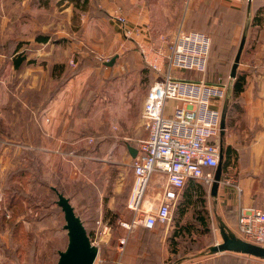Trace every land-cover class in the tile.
I'll list each match as a JSON object with an SVG mask.
<instances>
[{
	"label": "crops",
	"instance_id": "0c3cea01",
	"mask_svg": "<svg viewBox=\"0 0 264 264\" xmlns=\"http://www.w3.org/2000/svg\"><path fill=\"white\" fill-rule=\"evenodd\" d=\"M39 1L0 0V29L15 27L17 19L28 17L21 29L25 35L22 41L30 43H24L23 50H28V60L35 62L34 58H41L42 63L46 62L38 63V75L28 74L23 76L24 80L42 82L45 77L51 81L56 69L63 67L60 78L67 77L38 112L37 136L30 132L27 140L35 141L44 166L53 171L51 178L76 180L84 175L94 182L103 179L105 193L108 188L113 193L132 188V162L138 154L139 141L147 135L142 117L146 95L167 66L166 54L177 31L204 32L198 28L205 25L210 32V27L225 28L232 46L239 47L230 95L215 102L222 108L225 125L221 136L213 140L221 148L222 182L216 196L211 187L197 179L189 180L183 189L178 202H183L188 186L193 199H198L202 196L198 185H202L206 192L203 198L209 199L213 209L210 222L205 218L198 221V227L208 224L210 237L194 257L183 262L178 259L176 263L264 264L263 257L253 254L212 250L223 242V228L244 239L238 228L240 208L264 211V0H192L188 10L182 0H50L47 3L52 5L51 11L40 10L35 15L23 12L18 16L19 6L30 12L32 4L41 5ZM118 10L127 17L128 28L139 30L133 38L125 37L114 18ZM64 14L68 20L66 30ZM46 18L51 21H43ZM138 43L144 46L147 59ZM98 53L110 54L111 61H93V55ZM72 54L78 58L76 63L83 65L67 75V59ZM85 58L89 62H82ZM148 59L154 60L160 70L152 67ZM188 74L197 73L173 71L177 78L200 79ZM238 75L244 76V85L236 93ZM170 104L173 106L174 102ZM33 126L34 123H28L26 130H33ZM89 138L94 141L90 143ZM165 185V176L154 174L147 198L159 197ZM64 194L69 197L67 192ZM109 207L114 208L113 199ZM201 208L208 210L207 202L185 206L181 219L192 209ZM137 239L134 236L126 247L123 258L129 263L137 257Z\"/></svg>",
	"mask_w": 264,
	"mask_h": 264
},
{
	"label": "rangeland",
	"instance_id": "374dc122",
	"mask_svg": "<svg viewBox=\"0 0 264 264\" xmlns=\"http://www.w3.org/2000/svg\"><path fill=\"white\" fill-rule=\"evenodd\" d=\"M40 1L41 5L32 4L30 12L22 11L19 6L16 10L18 16L23 12L35 15L40 10H52V5L47 3L50 0ZM1 21L0 25H3ZM27 21L28 17L20 18L14 24L15 27L0 29V264L57 263L59 251L67 246L68 235L64 229V213L56 203L57 195L51 189L54 183H57L56 187L60 191L69 194L91 240L100 247L98 257L109 264H115L119 258V240L126 238L128 245L134 236L139 237V254L130 263L123 258L122 264H177L178 259L183 262L194 257L199 246L210 237L207 234L208 224L201 223L202 227H198L201 218L210 222L213 205L208 198V210L192 209L189 215L183 217L184 220L180 218L182 221L179 219L180 201L167 224L154 230L140 227L128 230L120 222L131 221L134 217V213L126 207L131 189L113 193L108 188L109 185H106L108 190L105 193L102 191V186H105L103 179L94 182L84 175L76 180L51 178L53 171L44 166L35 141H28L27 135L32 132L33 137L37 136L38 112L49 97L64 84L67 77L60 78L65 71L63 67L52 73L51 81L45 80V77L42 82L24 80L23 76L28 74L38 75L39 64H46L42 63L41 58H34L35 62H28L27 59L21 66H14L15 57L30 56L27 49L23 50V44L30 42L22 41L25 35L22 34L21 26ZM43 21L51 20L46 18ZM62 22L63 29H68L65 14ZM72 23L75 28V20ZM77 23H80V19ZM206 28V25L198 28L212 38L210 63L205 77L210 82L227 83L230 95L229 89L234 80L232 71L239 46H232L230 36L224 33L225 28L222 25L210 27L212 32ZM13 31L14 34H11ZM18 47L20 49L16 51ZM110 57V54L98 53L93 55L92 60L104 63ZM67 61L70 66L67 75L80 70L83 65L76 63L78 58L74 54ZM82 62L89 61L85 58ZM187 76L201 78L202 74ZM28 123H34L33 130H26ZM112 199L114 208L109 207ZM12 203L15 206L10 210L9 205ZM199 204L203 203L196 202V205Z\"/></svg>",
	"mask_w": 264,
	"mask_h": 264
},
{
	"label": "built area",
	"instance_id": "2783aa9c",
	"mask_svg": "<svg viewBox=\"0 0 264 264\" xmlns=\"http://www.w3.org/2000/svg\"><path fill=\"white\" fill-rule=\"evenodd\" d=\"M182 2L188 10L192 0ZM114 18L122 26L125 37L133 38L139 33V30L127 27V17L121 10ZM161 38L165 40V36ZM138 44L147 59L144 46ZM211 51L212 38L205 32L180 29L173 38L166 54L167 66L146 95L142 117L147 135L139 141L138 154L132 162L134 179L127 207L134 217L131 221L120 222L125 229H155L167 224L189 180H201L209 187L215 181L221 148L213 140L219 138L223 130L222 108L215 102L226 98L228 84L207 81L205 75ZM148 62L160 70L154 60ZM174 70L192 71L202 74V77L199 80L177 78L173 75ZM46 120L49 121V117ZM93 141L89 138L90 143ZM156 173L165 176L166 185L163 194L149 199L148 187ZM224 182L230 183L229 180ZM238 228L245 241L264 248V211L240 208ZM126 245L127 239L121 238L118 242L119 258L115 264H122ZM94 264L109 263L98 257Z\"/></svg>",
	"mask_w": 264,
	"mask_h": 264
},
{
	"label": "water",
	"instance_id": "95a60500",
	"mask_svg": "<svg viewBox=\"0 0 264 264\" xmlns=\"http://www.w3.org/2000/svg\"><path fill=\"white\" fill-rule=\"evenodd\" d=\"M235 68L236 66H234L232 76H235ZM222 129L223 132L225 129L223 119ZM221 176L222 163L217 167L215 181L211 186V193L213 196H216L218 193ZM53 190L58 196L57 205L61 207L64 213V229L67 230L68 235L67 246L64 250L59 251V258L56 264H94L99 256L100 247L92 242L86 225L81 216L77 214L70 198L56 187H53ZM221 234L223 242L213 246V252L237 251L264 258L263 247L238 238L235 234L228 233L225 228H223Z\"/></svg>",
	"mask_w": 264,
	"mask_h": 264
},
{
	"label": "trees",
	"instance_id": "16d2710c",
	"mask_svg": "<svg viewBox=\"0 0 264 264\" xmlns=\"http://www.w3.org/2000/svg\"><path fill=\"white\" fill-rule=\"evenodd\" d=\"M20 48L18 47L17 48V50L16 51H18ZM27 60V57L26 56H24V55H19L18 57H15L14 58V66L15 67H19V66H21V64L24 62V61H26ZM28 62H33V60H28ZM197 74H199V73H197ZM233 79H234V77H233ZM197 80V79H196ZM199 80V79H198ZM208 81V80H207ZM208 82H210V81H208ZM210 83H214V82H210ZM243 85H244V76L243 75H238L237 76V78H236V80H235V85H234V91L236 92V93H239V92H241L242 90H243ZM28 153H30L31 154V152L30 151H28ZM55 185L54 186H52L51 187V189H52V191H54L53 190V187H56L57 186V183H54ZM191 186V185H190ZM199 187H200V189H201V195L202 196H200L198 199H196V200H194L193 199V196H192V193H191V191H190V187L188 186V188H186V190L184 191V200H183V202H181V204L183 205V206H180V211H179V215H180V217H179V219L180 218H182V215H183V213H184V211H185V206H187V205H192V204H196V202H202L203 204H205L206 203V199L205 198H203V196L204 195H206V192H205V189H204V187L202 186V185H198ZM193 187V186H192ZM57 188V187H56ZM55 192V191H54ZM55 194H56V192H55ZM57 195V194H56ZM58 197V196H57ZM200 199V200H199ZM56 203H57V201H56ZM184 204H186L185 206H184ZM15 205H14V203H12V204H10L9 205V209L11 210V209H13V207H14ZM60 207V206H59ZM61 208V207H60ZM62 210V209H61ZM179 221V220H178ZM16 227H17V224H16Z\"/></svg>",
	"mask_w": 264,
	"mask_h": 264
}]
</instances>
